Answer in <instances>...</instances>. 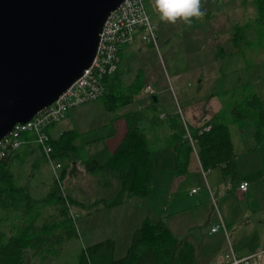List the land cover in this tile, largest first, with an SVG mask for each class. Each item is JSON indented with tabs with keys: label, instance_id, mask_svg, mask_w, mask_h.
<instances>
[{
	"label": "crops",
	"instance_id": "obj_1",
	"mask_svg": "<svg viewBox=\"0 0 264 264\" xmlns=\"http://www.w3.org/2000/svg\"><path fill=\"white\" fill-rule=\"evenodd\" d=\"M211 8L216 12L219 6L216 8L214 5ZM220 9H224L226 13L221 12L217 17H227V9L222 6ZM149 14L151 18L158 14L155 11L153 0ZM237 24L239 23L234 25V30ZM213 28L215 26H212ZM213 33L215 34L214 31ZM225 37L227 36L219 33L217 38L212 37L214 50L223 47L224 42L222 41ZM228 38L233 41V49L238 50L234 45L235 32L229 29ZM152 47L151 43L138 37L133 43L121 48L120 62L116 71L117 91L121 94L128 93L130 85L135 82L143 84L140 92L134 95L132 101L109 107L112 105L109 101L112 99V87L110 86L112 81H108L109 78H107L106 93L102 97L83 103L82 126L79 124L78 117L75 116L77 108L71 107L65 118L51 124L48 128L50 136L54 139L60 138L66 132L76 133L74 139H69L66 143L68 151L63 150L64 154L67 151L65 157L54 156L56 161L63 164L62 168L58 169L60 174L62 169L68 165L62 177L63 183L79 161L82 162L83 170L88 172L92 171L87 169L86 159L97 163L106 162L124 139L129 129V120L135 111L146 110L156 104L160 120H166L169 114H180L190 131L199 130L211 125L214 115L223 106V92L239 85V82L237 84L228 79L232 71L230 69L217 76L199 74L196 76L198 85L194 91L179 88L176 92L172 80L178 81V72L170 77L165 69V77L161 82L147 71L148 60L145 59L152 51ZM167 73L168 77H166ZM147 84H151L156 89V93L146 94L144 87ZM188 85L191 86L190 83ZM66 120L68 121L65 123ZM62 121L63 123H60ZM141 124L146 128L150 142L155 147L152 154L155 168L151 174L155 189L150 194L131 197L116 205L126 208L125 205L129 207L131 203V207L137 209L138 212L134 216L137 221L129 231L130 241L125 249L126 254L115 257L116 253H114L113 257L122 258L127 255L134 233L141 227L145 218L154 220L162 218L177 239L186 240L196 248L197 258L201 263L226 264L228 255L232 253L236 256L255 253L250 264H264V139L256 143L251 122L248 119H241L229 124L236 154V172L227 171L225 165L205 169L194 140V149L189 154L186 170L178 174L174 171L175 149L172 141L175 129L173 126L167 121L164 124L153 126L151 120L147 118L143 119ZM34 149H38L37 151L43 157L38 146H22L14 162L31 157L35 154L32 152ZM77 154L80 155L77 156ZM13 172L15 173L14 170ZM114 180L117 181L115 188L118 192L120 184L117 179ZM243 181L249 183L245 191L239 189ZM194 188L197 190L192 191ZM67 195L76 199L70 193ZM54 212L44 211V215L54 216ZM221 222L224 228L211 231L212 226ZM0 229L4 231V240L14 234L11 224L7 221L0 224ZM221 229L225 230V234H222ZM69 240H65L62 245H57L58 248L53 243L54 245L49 249L48 247L39 251L28 249L24 264H50L49 253L59 251L62 256ZM223 241L230 243L226 252L222 250Z\"/></svg>",
	"mask_w": 264,
	"mask_h": 264
},
{
	"label": "trees",
	"instance_id": "obj_2",
	"mask_svg": "<svg viewBox=\"0 0 264 264\" xmlns=\"http://www.w3.org/2000/svg\"><path fill=\"white\" fill-rule=\"evenodd\" d=\"M254 2L257 16L235 26L234 45L247 57L250 52L252 55L257 54L258 50L264 48V0ZM248 64L252 66L253 62L249 61ZM116 71L107 76L108 81H112L110 83L112 99L109 100L112 105L109 107L129 103L143 85L135 82L130 85L128 93L121 94L117 91ZM223 97V106L214 115L211 128L202 133L192 129L191 133L205 169L225 165L227 171L236 172V154L229 124L248 119L255 141L260 143L264 139V98L250 82L225 90ZM146 118L151 120L153 126L164 124L166 121L173 126L174 171L178 174L186 170L188 157L194 146L185 136L186 125L180 114H169L166 120H160L156 104L146 110L135 111L129 120V129L124 139L106 162L85 160L89 171L101 175L110 173L119 181L120 190L116 197L111 200L104 198L99 200L104 206L113 207L131 197L150 194L155 189L151 181V174L155 168L152 155L155 147L150 142L146 128L141 124ZM75 135L74 132H66L60 138H52L53 156L65 157L68 151L66 143L69 139H74ZM33 145L38 146L35 143L24 146ZM64 149L67 150L65 154ZM19 150L0 159V224L7 221L14 232L4 240V231L0 229V264H24L28 249L35 251L47 247L49 249L54 244L62 245L65 240L76 237L77 232L70 209L76 206L84 207L82 201L61 193L60 185L55 178L50 189L40 197L33 196L27 184L17 183L12 163ZM43 157V161H47L44 154ZM67 167L68 165L62 169L61 178L64 177ZM96 203L98 201L91 202L88 207L94 208ZM46 205H54V216L44 215L42 208ZM17 222L19 223L16 224ZM46 236L49 239L48 237L46 239ZM114 248L113 239L82 246L76 264H195L197 261L196 248L186 240L177 239L162 218L143 220L141 227L134 233L126 256L114 258L112 252Z\"/></svg>",
	"mask_w": 264,
	"mask_h": 264
},
{
	"label": "rangeland",
	"instance_id": "obj_3",
	"mask_svg": "<svg viewBox=\"0 0 264 264\" xmlns=\"http://www.w3.org/2000/svg\"><path fill=\"white\" fill-rule=\"evenodd\" d=\"M144 1L150 12L152 0ZM214 5L216 8L219 6L216 12L211 8ZM221 6L227 9V17H217L221 12L226 13L224 9H220ZM201 11L204 13L203 16L199 19L193 18L190 24L182 21H177L176 24L165 23L160 20L159 14L152 17L157 23V44L151 43L152 51L145 59L148 60L147 71L149 74L151 73L153 77L155 76L162 82L165 77V69L170 77L178 72V81L172 80L173 88L178 92L179 88L194 91L198 85L196 76L199 74H215L217 76L232 69L228 75L229 80H233L237 84L238 82L239 84L250 82L259 95L264 98V48L258 50L257 54L252 55L250 52L247 57L243 52L233 49V41L228 38V30L230 29L234 33L236 23H243L247 19L257 16L254 0H201ZM212 26L215 28L212 29ZM218 33L227 37L222 41L224 42L223 47L214 50L212 37L217 38ZM248 60L250 63L253 62L252 66H249ZM203 62L206 64L202 65ZM168 73L166 77H168ZM73 108H77L75 116L78 117L79 124L82 126L83 104ZM48 128H46L47 131ZM37 150L32 151L37 155L33 154L26 159L16 160L12 164V169L15 171L17 183L27 184L32 195L40 197L50 189L54 174L48 160H44V162L42 155ZM77 164L69 172L64 183L62 178L60 182L57 181L61 193H70L83 202L84 207L72 208L76 215L73 219L77 236L68 241L62 256L59 251L49 253L50 264H76L77 255L83 245H91L106 239H113L117 242V246L112 251L113 255L116 253L115 257L125 255V249L130 241L129 231L137 221L134 216L138 210L132 208L131 203H129V207L125 205L126 208H124L104 206V203L99 201L102 198L111 200L117 196L115 188L117 181L114 180L116 178H113L110 173L96 175L94 172L83 170L81 161ZM95 201H98L96 206L89 208L88 205ZM43 210L55 211L53 205H46ZM220 228H224V226ZM221 232L225 234L224 229H221ZM229 245L228 241H223V252L228 251ZM195 264L204 263L198 261L197 258Z\"/></svg>",
	"mask_w": 264,
	"mask_h": 264
},
{
	"label": "water",
	"instance_id": "obj_4",
	"mask_svg": "<svg viewBox=\"0 0 264 264\" xmlns=\"http://www.w3.org/2000/svg\"><path fill=\"white\" fill-rule=\"evenodd\" d=\"M124 0H0V139L55 101L93 61Z\"/></svg>",
	"mask_w": 264,
	"mask_h": 264
},
{
	"label": "built area",
	"instance_id": "obj_5",
	"mask_svg": "<svg viewBox=\"0 0 264 264\" xmlns=\"http://www.w3.org/2000/svg\"><path fill=\"white\" fill-rule=\"evenodd\" d=\"M140 37L143 41L157 44V24L152 20L147 11L144 0H124L115 10L108 15L101 32L97 51L90 66L76 78L67 89L51 104L39 110L26 122H17L13 129L0 139V159L11 155L22 146L35 143L39 146L48 160L54 178L60 182L61 176L58 169L62 163L53 156L54 146L52 137L46 130L49 125L66 117L71 107L87 101L102 97L106 93V78L118 69L120 51L124 45L133 43ZM144 92L148 95L156 93V89L147 84ZM211 125L198 130L199 133L209 130ZM185 136L193 144L191 131L186 126ZM249 183L243 181L240 190H247ZM194 188L192 191H196ZM71 216L76 215L70 209ZM224 224L212 226L211 231L218 230ZM255 253L245 256L228 255L226 264H250Z\"/></svg>",
	"mask_w": 264,
	"mask_h": 264
},
{
	"label": "clouds",
	"instance_id": "obj_6",
	"mask_svg": "<svg viewBox=\"0 0 264 264\" xmlns=\"http://www.w3.org/2000/svg\"><path fill=\"white\" fill-rule=\"evenodd\" d=\"M155 11L162 22L176 24L182 21L190 24L193 18L203 16L201 0H153Z\"/></svg>",
	"mask_w": 264,
	"mask_h": 264
}]
</instances>
